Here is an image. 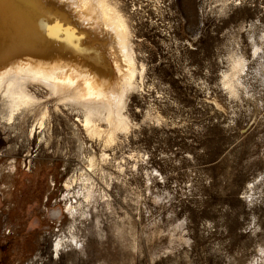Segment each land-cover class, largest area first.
Instances as JSON below:
<instances>
[{"label": "rangeland", "instance_id": "1", "mask_svg": "<svg viewBox=\"0 0 264 264\" xmlns=\"http://www.w3.org/2000/svg\"><path fill=\"white\" fill-rule=\"evenodd\" d=\"M117 1L125 129L0 101V264H264V0Z\"/></svg>", "mask_w": 264, "mask_h": 264}, {"label": "bare ground", "instance_id": "2", "mask_svg": "<svg viewBox=\"0 0 264 264\" xmlns=\"http://www.w3.org/2000/svg\"><path fill=\"white\" fill-rule=\"evenodd\" d=\"M129 25L117 0H2L0 101L8 122L42 106L44 133L47 102L34 93L41 88L81 109L91 137L101 134L97 122L125 129L124 98L136 74Z\"/></svg>", "mask_w": 264, "mask_h": 264}, {"label": "snow or ice", "instance_id": "3", "mask_svg": "<svg viewBox=\"0 0 264 264\" xmlns=\"http://www.w3.org/2000/svg\"><path fill=\"white\" fill-rule=\"evenodd\" d=\"M239 2H240V0H236L237 4H239ZM0 3H2V0H0ZM260 39L264 40V34L261 35ZM260 51H261V49H259V48L253 49V53H252L253 56L255 57L256 53H258ZM262 59H264V57H262ZM249 187H251V185H249ZM73 243H75V242H73ZM57 247H59V242L57 243ZM261 251H262V255H264V250H261Z\"/></svg>", "mask_w": 264, "mask_h": 264}]
</instances>
